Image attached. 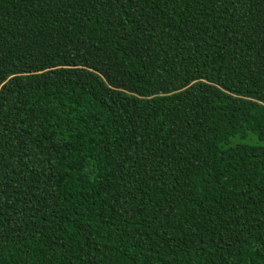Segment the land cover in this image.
I'll use <instances>...</instances> for the list:
<instances>
[{
    "label": "trees",
    "instance_id": "1",
    "mask_svg": "<svg viewBox=\"0 0 264 264\" xmlns=\"http://www.w3.org/2000/svg\"><path fill=\"white\" fill-rule=\"evenodd\" d=\"M0 264H264V0H0Z\"/></svg>",
    "mask_w": 264,
    "mask_h": 264
}]
</instances>
